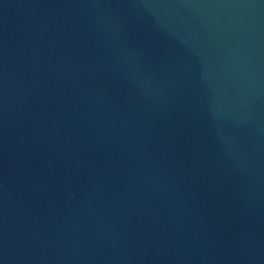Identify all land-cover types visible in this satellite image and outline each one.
Segmentation results:
<instances>
[{
    "label": "water",
    "instance_id": "water-1",
    "mask_svg": "<svg viewBox=\"0 0 264 264\" xmlns=\"http://www.w3.org/2000/svg\"><path fill=\"white\" fill-rule=\"evenodd\" d=\"M0 264H264V0H0Z\"/></svg>",
    "mask_w": 264,
    "mask_h": 264
}]
</instances>
